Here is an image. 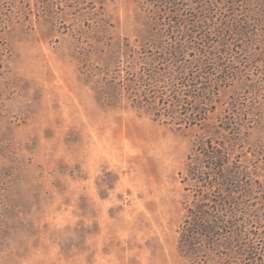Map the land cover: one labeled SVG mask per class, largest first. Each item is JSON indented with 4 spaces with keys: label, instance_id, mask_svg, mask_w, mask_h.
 Returning <instances> with one entry per match:
<instances>
[{
    "label": "rangeland",
    "instance_id": "374dc122",
    "mask_svg": "<svg viewBox=\"0 0 264 264\" xmlns=\"http://www.w3.org/2000/svg\"><path fill=\"white\" fill-rule=\"evenodd\" d=\"M199 142L264 264V0H0V264H198Z\"/></svg>",
    "mask_w": 264,
    "mask_h": 264
},
{
    "label": "trees",
    "instance_id": "16d2710c",
    "mask_svg": "<svg viewBox=\"0 0 264 264\" xmlns=\"http://www.w3.org/2000/svg\"><path fill=\"white\" fill-rule=\"evenodd\" d=\"M203 144L199 142L198 146L202 158L195 157L188 165L186 178L198 184L195 193L201 197L198 199L197 196L185 205L186 215L180 229L179 249L198 264H209L213 260L212 254L217 258L215 264L254 262L258 259L252 246L237 239L233 211L230 209L231 198L228 193L224 194L230 185L223 175L226 156L210 142L207 149ZM239 258L241 260L237 263Z\"/></svg>",
    "mask_w": 264,
    "mask_h": 264
}]
</instances>
